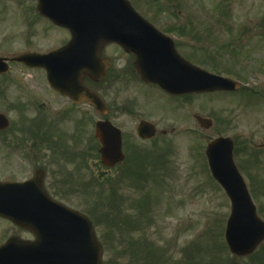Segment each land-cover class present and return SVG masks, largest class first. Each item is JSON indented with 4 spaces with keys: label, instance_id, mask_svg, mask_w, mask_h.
<instances>
[{
    "label": "rangeland",
    "instance_id": "1",
    "mask_svg": "<svg viewBox=\"0 0 264 264\" xmlns=\"http://www.w3.org/2000/svg\"><path fill=\"white\" fill-rule=\"evenodd\" d=\"M131 1L135 4L133 5L137 11L145 17L156 15L152 7H149L148 12L152 11L154 14H146L148 12L145 4L152 0ZM154 1L157 6H160L161 12H166L174 4L177 12L178 9H182H180L181 12H178L179 15L197 17L199 20H201L200 17H209L212 19L204 20L211 22L215 18L231 22L227 27L213 28L222 33L221 36L225 37L227 41H231L235 34H238V36L235 35V38L239 37V34H243L244 45L241 43L243 39H240L238 42L241 45L237 46L244 47L245 54H249L250 58H247L248 61L244 62L241 67L238 66L234 73L243 80L242 83L247 84L248 89L246 90H251L249 97L252 98L247 99L246 93L239 96L235 113L238 120L237 126L264 128V73L261 71L264 69V0ZM36 7L35 0H0V39L8 38L18 42L14 46L2 47L5 51L0 50V56L10 57L23 52L27 48L24 44L25 36L34 43V47L40 48V50L57 48L67 40L69 41L68 32L50 26L43 20L34 23V25L31 23V16L37 15ZM229 28L231 32H235L234 35L229 33ZM244 30L246 31L244 32ZM12 36H15L16 39H12ZM225 58V56L221 57L220 68L224 67L222 59ZM244 68L246 72H243ZM15 76L20 77L24 82L31 79L25 72H17ZM6 89L10 92L18 90L14 83L9 84L8 82ZM10 92H7V95L11 94ZM129 92L131 96L138 98L143 110L151 112V121L159 122L161 128L171 129V126H181L183 114L179 108L170 106L164 99H156L154 95L143 97L138 87L129 89ZM7 95L5 93L3 97ZM207 99L200 98L204 105H206L207 102L204 101ZM209 100H215L206 105V110L209 112L214 111L219 115L221 111L228 112L229 99L216 97ZM2 102L4 103V101ZM1 106L2 103H0ZM143 110L138 113V116L133 114L127 118L125 123L127 124L126 136L128 138L131 136L130 130L134 125L133 122L146 115ZM90 116L92 117V126L87 123L88 127L83 129L94 131L95 122L100 116L95 110ZM189 123L183 125V129L190 130L189 133L182 131L174 135H161L150 143L130 138L134 147L125 148V163L112 170L102 167L98 153L100 145L94 141V138L88 136L85 141L78 142L79 151L86 149L92 151L91 171L93 172L94 189L90 193V199L72 200L71 204L73 208L86 212L93 219L97 235L104 247L105 264H227V262L228 264H264V244L253 256L248 258L238 259L227 252L224 234L231 213V203L209 174L205 156V146L213 139L216 131L208 133L197 131L201 134H199L201 137L199 139L193 131L194 124L196 125L195 121L190 119ZM82 125L80 113H78L71 123V128L78 131ZM64 127L62 123V128ZM237 135L240 142L247 147L243 138L255 136L258 139L264 135V131H237ZM92 142L93 145L90 148ZM135 146L157 154V161H144V166L141 168L134 165L133 157L143 160L136 156L144 152L139 148L135 149ZM133 149L134 151H132ZM80 165L81 162H78L77 167ZM131 165H133L131 171H136V176L141 179L133 178V180L125 181L122 184L124 186L122 194L125 196V205L123 206L125 211L120 212L118 209L114 213H130L135 218H139L137 216L141 214L144 215L142 217L143 230L134 233L136 235L132 234V236L113 232L114 234L109 240L105 231V220L110 216L103 212L105 205L96 209L98 205L96 199L103 196L104 183L112 182L115 178L119 181L122 176L132 174L126 171ZM142 186L144 189L141 188ZM144 198L148 200L146 209L149 208V211L147 212L140 208V202ZM89 200L92 205L87 208L85 203ZM108 202L114 203L115 201L109 200ZM132 202H135L134 211H127L126 208L130 207ZM127 238H133L134 244L127 243L130 242L126 240ZM154 249L160 251L159 257L156 258L157 263L152 259L154 254L151 252Z\"/></svg>",
    "mask_w": 264,
    "mask_h": 264
},
{
    "label": "flooded vegetation",
    "instance_id": "2",
    "mask_svg": "<svg viewBox=\"0 0 264 264\" xmlns=\"http://www.w3.org/2000/svg\"><path fill=\"white\" fill-rule=\"evenodd\" d=\"M31 18L33 25L41 19L39 16ZM153 19V23L163 34L174 39L179 65L185 66V62H190L208 71H215L222 51L209 46L219 44L218 41L212 42L213 36L218 34L180 31L179 28H188L189 18L185 16H157ZM190 38H200L202 41L196 42ZM24 42L27 46L26 52H42L40 48L33 46L34 43L27 36ZM100 58L107 67V75L102 80H96L88 72H84V83L91 90L97 88L102 93L108 110L107 117L122 131L123 147H134L130 139L134 138L126 136L127 118L133 114L138 116V113L143 110L138 98L131 96L129 89L138 87L143 97L154 94L164 99L170 106L179 108L183 114L181 126L188 124L190 116L195 117L196 114L191 111V108L198 106L196 108L204 113L203 117L211 121V127L205 130L196 126L193 131L201 133L216 131L218 136H231L235 148L239 151L237 167L257 203V210L264 217V136L258 139L255 136L243 138L246 147L237 135V131H264V128L237 126L238 120L235 116L237 98L232 96L235 93L170 95L158 85L144 82L139 73L138 58L127 53L122 47L106 44ZM17 72H25L32 78L24 82L23 79L15 76ZM178 74L182 75L183 71H178ZM0 80H2L0 95L5 96V93L7 95V92H10L6 89L7 82L14 83L18 89L4 98L0 96L4 99L0 112L4 113L9 120V127L0 130V182L26 183L37 177H43V185L52 200L73 208L72 200L89 199V181L86 170L85 176L83 175V167L85 165L86 169L93 162L92 151L91 149L79 151L78 142L85 141L88 136L93 137L92 130L83 129L88 127L87 123H92L90 115L93 108L88 105L76 106L70 99L63 97L50 86L46 72L42 69H31L20 63L10 64L9 73L0 76ZM186 81L187 79L182 75V84H186ZM223 95L231 99L229 112H221L219 115L211 111L205 114L206 105L200 98L214 99ZM143 111L146 115L133 122L134 125L130 131H137L142 121L154 123L151 121V112ZM78 113L83 125L80 130L75 131L71 128V123ZM154 124L157 134L161 133L164 136L168 134V131L171 135L179 131L175 130L174 126L168 129ZM158 124L160 125L159 122ZM182 131L190 130L185 128ZM92 145L93 142L90 148ZM240 148L246 149L247 153L240 152ZM78 162H81L79 167H77ZM62 227L57 225L54 232L40 228L37 233L31 228L18 226L0 218V246L11 239H18L24 245L40 241V256L52 257L58 253V248L53 250V247L68 240L69 234L62 231ZM75 236L77 239V234ZM46 245L50 249L46 250Z\"/></svg>",
    "mask_w": 264,
    "mask_h": 264
},
{
    "label": "water",
    "instance_id": "3",
    "mask_svg": "<svg viewBox=\"0 0 264 264\" xmlns=\"http://www.w3.org/2000/svg\"><path fill=\"white\" fill-rule=\"evenodd\" d=\"M39 11L57 25L68 28L72 32L74 39L69 47L63 50L66 52L74 49L75 41L77 44L79 43L78 49H81V46L87 48V43L85 45L83 42L90 39V41L94 42V50L96 52L103 43L115 41L121 44L125 43L126 46L124 47L129 52L141 53L132 45H128L129 43L134 44L131 42L134 38V32H138L143 40H154V36L158 37L154 34L151 26L139 18L127 0H40ZM153 42H156V40ZM143 47L145 49L151 48L148 44H143ZM152 48L154 51L150 53L154 56L158 55L159 47L157 46L155 49L152 46ZM142 52L145 53L144 51ZM70 65H74V63H70ZM61 78L64 81L65 77L63 74ZM201 78L198 73L190 72V85H188L187 90L189 92L199 90L201 85H199L197 80ZM74 81L76 82V77ZM208 81V85H202L206 90L237 89V86L228 83L229 81L214 79ZM76 83L78 84V81ZM165 89L174 90V88L171 89L170 87ZM79 90H82L81 85H79ZM90 96L92 97V95ZM92 98L93 100L90 99V101L97 105L99 102L96 97L93 96ZM104 129L107 128L101 124L97 130V137L103 144L101 149L102 161L104 165L113 166L122 158L120 146L117 143L119 139L116 140L112 131H102ZM109 139L110 142L107 144ZM225 147L216 146L212 148V145L210 146L208 151L210 167L213 175L226 189L233 204L232 215L226 231V240L229 248L237 256H246L251 254L264 239V225L257 219L254 207L233 165L232 148L226 145ZM6 190L11 191L12 187L8 185L5 187L0 186V209L10 207L8 203V195L10 196V193L2 194ZM0 215L8 218L14 216L8 214ZM77 219L79 224L88 223L80 216ZM91 250L93 252L92 257L89 254V257L85 258L84 261L78 258L77 262L74 260L71 264H100L101 251L96 242L91 246ZM83 255H85L84 252ZM62 261H58L57 264H61ZM66 264H70V262Z\"/></svg>",
    "mask_w": 264,
    "mask_h": 264
}]
</instances>
